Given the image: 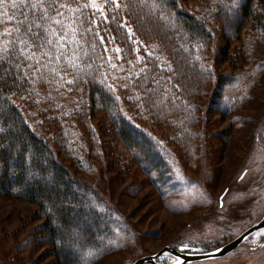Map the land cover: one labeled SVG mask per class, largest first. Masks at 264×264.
Masks as SVG:
<instances>
[{
  "label": "rangeland",
  "instance_id": "obj_1",
  "mask_svg": "<svg viewBox=\"0 0 264 264\" xmlns=\"http://www.w3.org/2000/svg\"><path fill=\"white\" fill-rule=\"evenodd\" d=\"M200 1L185 4L206 15L204 5L209 4ZM239 1L227 2L230 24L238 22ZM23 2L4 0L0 48L17 35L27 40L9 5ZM106 2L95 0L97 8ZM254 8L264 20V0H255ZM211 22L210 49L198 58V73L206 84L197 92L188 91L183 81L168 73L154 82L156 89L148 88L157 75L142 72L147 68L142 56L127 63L115 48L119 52L115 51L110 77L116 101L125 119L150 137L151 165L162 166L163 175L153 167L145 170L135 160L104 112L90 105L91 110H82L88 103L86 94L64 95L47 83L18 100L36 133L49 139L77 176L91 182L115 209L114 239L85 264H134L167 246L210 252L263 218L264 29L249 23L228 48L233 31L218 15ZM53 122L66 132L61 138L68 143L64 150ZM44 221L38 206L0 197V264H57L44 239L41 247L33 242L34 230ZM261 245L264 229L223 258L191 264H264ZM177 260L166 253L158 262Z\"/></svg>",
  "mask_w": 264,
  "mask_h": 264
},
{
  "label": "trees",
  "instance_id": "obj_2",
  "mask_svg": "<svg viewBox=\"0 0 264 264\" xmlns=\"http://www.w3.org/2000/svg\"><path fill=\"white\" fill-rule=\"evenodd\" d=\"M185 1L117 0L113 5L107 0L100 12L94 8L84 9L83 5L89 4L87 0H59L72 11L60 8L63 16L50 12L55 19L62 20V25L48 22L42 27L54 29L64 41L56 43L50 32L36 41L41 29L33 27L32 33L27 35L33 45L30 50L36 53L33 59L0 61V197L19 199L39 207L45 221L34 230L33 242L41 247L44 239L45 245L50 246L48 255L53 256L57 264H85L90 255L105 249L115 236V209L106 204L91 182L77 176L49 139L36 133L18 100L31 96L35 88H44L47 83L64 95L86 94L88 103L82 110L90 109V105L92 110L104 112L114 134L132 150L135 160L145 170L153 167L163 175L166 172L162 166L151 165L154 153L148 148L150 137L125 119L116 101L110 77L111 68L115 66V48L120 49L127 63L142 56L143 65L147 67L142 72L157 75L148 88L156 89L154 82L168 73L166 76L171 74L176 81H183L188 91L197 92L206 84L198 73V58H204L210 49L212 16L218 15L233 31L227 39L228 48L235 34L239 36L249 23L264 29V20L254 8L255 0L233 2L238 5L239 14L235 25L230 24L225 10L230 0L200 1L202 5L209 4L204 5L208 10L206 15L189 8ZM55 3L57 0H45L46 5ZM15 4L18 7H10V13L22 26L23 33L26 24L40 23L30 9L25 11L19 6L23 3ZM78 5L80 11H77ZM1 7L5 4H0ZM3 12L0 10V19L5 18ZM77 16L83 23L77 21ZM45 37L52 39L60 52L52 45L37 50L32 42L44 44ZM37 60L40 63H36ZM168 66L170 69L166 68ZM146 80L141 81V88ZM51 126L59 132L60 139L65 135L56 122ZM64 141L58 142L63 150L68 144Z\"/></svg>",
  "mask_w": 264,
  "mask_h": 264
},
{
  "label": "snow or ice",
  "instance_id": "obj_3",
  "mask_svg": "<svg viewBox=\"0 0 264 264\" xmlns=\"http://www.w3.org/2000/svg\"><path fill=\"white\" fill-rule=\"evenodd\" d=\"M3 2H4V0H0V4H2ZM110 2L113 5L117 4V0H110ZM19 6L29 8L31 10L32 14L36 16V19L40 21V23H35V21H33L31 24H26L25 33H24L25 36L31 34L33 27H35L37 29H41V32L36 34V41H38L42 35H44L45 33H49V32L51 33V35L53 37L56 38V43L59 44V43H62L64 41V37L59 36L55 32L54 29L43 28L42 26L48 22H52V23L57 24V25H62V23H63L62 20L55 19V17L52 15H49V13L50 12L54 13L55 16H63L64 13L60 12L59 9L65 8L66 11L71 12L72 11L71 8L67 7L63 3H60L59 0H57V3H55L54 5H46L45 0H24L23 4L19 5ZM10 7L16 8V7H18V5L13 3L10 5ZM83 8L84 9L94 8L96 11L103 12V8H97L96 7L95 0H91V3H89V4H84ZM77 11H80L79 5L77 7ZM76 19L79 23H83V19L81 17L77 16ZM84 19H86V17ZM18 31L19 30H17V32ZM6 34L7 33H5V35ZM74 34H75V32H73V35ZM36 41H33L32 43L34 44V46L37 50H40L42 48H45L46 46L52 45L56 52H60V49L55 48V46L53 45L52 39H47L45 37V43L44 44L36 43ZM105 51H107V49H105ZM115 51L119 52V49H115ZM35 54H36L35 51L30 50L28 40L24 39L20 35H17L10 42V45L4 46L3 48H0V61L6 62V61L12 60V59H16L17 61H22V60L31 61L33 59V57L35 56ZM56 59L59 60L60 56L57 55ZM36 63H40V61L37 60ZM31 66L32 65L29 64V67H31ZM17 67H19V64H17ZM73 67H75L74 64H73ZM68 83H72V81H68ZM261 246L264 247V245H261Z\"/></svg>",
  "mask_w": 264,
  "mask_h": 264
},
{
  "label": "water",
  "instance_id": "obj_4",
  "mask_svg": "<svg viewBox=\"0 0 264 264\" xmlns=\"http://www.w3.org/2000/svg\"><path fill=\"white\" fill-rule=\"evenodd\" d=\"M264 229V216L254 226L244 231L240 236L227 243L226 245L205 253H189L182 252L172 247H165L156 254L142 257L134 262V264H160L158 260L166 253L177 258V262L173 264H191L194 262L207 261L223 258L234 252L241 244H243L251 235Z\"/></svg>",
  "mask_w": 264,
  "mask_h": 264
}]
</instances>
